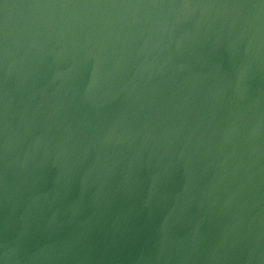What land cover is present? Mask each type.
<instances>
[{
    "label": "water",
    "instance_id": "95a60500",
    "mask_svg": "<svg viewBox=\"0 0 264 264\" xmlns=\"http://www.w3.org/2000/svg\"><path fill=\"white\" fill-rule=\"evenodd\" d=\"M0 264H264V0H0Z\"/></svg>",
    "mask_w": 264,
    "mask_h": 264
}]
</instances>
